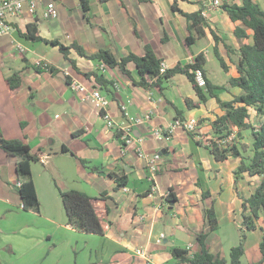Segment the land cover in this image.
<instances>
[{
  "label": "crops",
  "instance_id": "crops-1",
  "mask_svg": "<svg viewBox=\"0 0 264 264\" xmlns=\"http://www.w3.org/2000/svg\"><path fill=\"white\" fill-rule=\"evenodd\" d=\"M48 1L35 0L34 11H30L23 0L21 13L10 19L14 30L0 35V129L5 138L20 139L39 155V160L31 164V173L40 204L38 213L23 209L16 158L0 149V264H175L170 247L194 249L195 234L200 231L207 233L206 244L212 254L228 258L230 248L239 241L234 223L241 213V207L231 205L241 202L238 194H242L234 189V175L227 187L217 179L230 156L217 161L205 147L211 138L206 134L210 121L223 113L215 99L209 98L200 108L188 110L185 98L197 97L183 74L165 81L162 90H147L135 84L140 76L132 62L126 66L128 76L117 67L101 71L99 61L72 53L81 71L77 72L56 46L31 41L23 34L29 23H36L44 38L57 39L64 45L77 41L88 55L108 49L117 60L130 52L142 55L144 47L150 45L165 68L178 62H194L201 55L207 76L215 83V45L228 67L222 70L228 78L237 75L225 44L233 49V57L240 45L233 34L239 22H231L222 5L240 4L241 0H219L218 5H213V0H179L178 8L187 13L201 9L207 22L204 36L190 46L185 41L189 34L187 21L172 9L173 0H87L86 11L81 0H53L57 17L52 19L42 14ZM254 1L264 11V0ZM247 32L251 41V31ZM37 60L48 62L70 80L100 89L109 99L105 112L115 127H107L86 92L71 89L57 73L37 72L31 66ZM14 70L23 71V86L11 94L6 77ZM90 70L112 81L110 92L82 75ZM215 92L221 99L230 100L240 89ZM176 109L183 111L185 121L194 120L195 128L202 120L195 138L181 128L167 133L168 125L176 118ZM148 112L150 120L135 127L134 135L142 139L140 146L146 154L160 155L153 174L147 169L146 159L136 153L137 143L123 147L117 131L121 124ZM154 130H160L163 137H155ZM63 146L70 152H61ZM202 148L206 151L202 152ZM110 173L125 175L126 184L116 188ZM243 179H247L253 192L259 177L244 174ZM60 189H75L96 197L93 205L102 234L73 229ZM203 191L209 195L203 196ZM168 194L174 196L172 207ZM212 201L218 221L216 230H209L204 214ZM225 204L230 210H225ZM161 233L164 238L157 243ZM138 247L150 254L148 259L135 254ZM254 251L255 260L249 263L245 250L241 264L257 262L261 258L259 244Z\"/></svg>",
  "mask_w": 264,
  "mask_h": 264
},
{
  "label": "trees",
  "instance_id": "trees-1",
  "mask_svg": "<svg viewBox=\"0 0 264 264\" xmlns=\"http://www.w3.org/2000/svg\"><path fill=\"white\" fill-rule=\"evenodd\" d=\"M178 1L173 0L172 9L181 13L186 21L189 34L186 37V44L190 46L193 42L205 34L204 27L207 24L206 18L202 15V10L187 13L178 8ZM84 11L88 10L87 0H81ZM222 9L226 12L231 22H239L233 29L234 36L239 40L240 45L238 51H233L234 56L230 54L233 50L229 45L225 44L228 56L237 70L236 76L227 78L226 82L219 86L211 81L207 76L204 67L205 60L201 55L196 56L194 62H178L171 67L160 70L163 61L158 58L150 45L144 47V53L137 55L128 53L118 60L111 54L108 49H99L90 55L86 54L82 45L77 41H72L68 45H64L57 39H47L39 34L36 23H29L27 31L23 34L31 41H42L56 46L63 58L69 61L71 67L81 72L76 65V59L71 57L74 53L76 56L97 60L103 63L105 68L111 69L117 67L122 73L130 76L127 64L132 62L140 76L135 82L136 85L145 89L158 88L162 90L163 83L170 80L175 74H183L191 82L197 99L189 97L185 98V108L193 110L204 105L209 98H214L218 107L223 111L221 115H216L210 121V128L206 132L209 135L206 148L217 161H224L229 156L239 160L234 175V189L237 192V183L243 179L244 174L249 176H258L259 181L256 183L253 192L249 196H240L241 199V221L238 226L239 241L232 246L229 251V257L225 258L220 255H214L210 252L206 244L207 233L204 231L195 234V248L170 247V252L175 260V264L191 263V264H241V258L245 253V241L247 233L255 230L259 220L264 224V11L254 0H241V3H224ZM251 31L252 40L249 41V33ZM214 40L217 42L218 37L213 34ZM214 55L219 65L224 71L228 67L223 57L214 46ZM37 72L44 69L31 65ZM196 69H201L205 78V86L201 87L195 80ZM47 70L52 74H56L59 70L48 64ZM82 75L110 92L112 81L106 79L103 74L96 70L82 72ZM67 84L70 83L69 76H64ZM6 85L11 94H15L23 86V71L14 70L6 77ZM237 87L240 93L233 94L230 100H223L215 92L216 89ZM255 112L256 117L261 120L255 123L251 119L250 110ZM176 118L184 120L183 111L176 109ZM202 120L197 123V127L188 132L195 138L199 133V125ZM250 130L252 134L251 154L245 156L239 147V139L242 138V131ZM231 133L234 137L225 145L219 146L212 137L224 139ZM77 135V132L73 134ZM119 136V133H118ZM0 149L7 155L16 158L15 171L17 179L20 182L18 193L21 198L22 207L25 211L39 212L40 204L37 197L35 184L31 173V164L39 160V155L31 151L30 146L20 139H7L3 136L0 129ZM61 152H70L66 146H63ZM81 163L86 164L83 159ZM116 182V188H121L126 184V176L115 173L109 174ZM63 207L65 209L68 223L78 232L88 234H102L101 222L95 212L93 205L96 197L75 189L59 190ZM203 196H208V191H203ZM104 197H98L102 199ZM174 198L168 194L167 200ZM214 201L208 207L204 208L206 223L209 230L218 228L217 215L213 206ZM108 209L106 208V211ZM264 231V228H261ZM261 258L252 264H260L264 260V233L259 243Z\"/></svg>",
  "mask_w": 264,
  "mask_h": 264
},
{
  "label": "built area",
  "instance_id": "built-area-1",
  "mask_svg": "<svg viewBox=\"0 0 264 264\" xmlns=\"http://www.w3.org/2000/svg\"><path fill=\"white\" fill-rule=\"evenodd\" d=\"M29 6L30 11H34L35 8V0H26ZM22 2L23 0H0V35H8L13 30L14 27L11 22V18L19 15L22 10ZM219 0H213V5H218ZM44 18H55L57 17V9L55 2L53 0H50L46 3L45 9L42 12ZM202 15L205 16L204 13ZM35 66L41 67L44 70H47L48 68V62L44 60H37L34 62ZM100 70H105V66L103 63L99 65ZM165 66L162 64L160 70L163 71ZM195 80L197 84L201 87L205 86V78L203 75V72L201 69H196L195 71ZM69 86L71 89L75 91H84L87 93V97L90 98L93 105L99 109L102 113V117L105 121V124L107 127L113 128L115 127L114 122L109 117L108 113L105 112V109L108 107L109 99L101 92L100 89L96 87L88 88L82 83L78 82L76 79H71ZM122 109H125L124 106L121 107ZM151 112L142 114L140 116L135 117L130 122L123 123L121 126L118 127L117 131L119 133V138L123 144V147H126L134 142L137 143L136 147V153L139 157H142L146 159V166L148 171L153 174L158 169V164L160 161V155L157 153H154L152 155L146 154L142 147L140 146L141 138H137L134 135V129L140 124H143L144 122L150 120ZM176 128H181L186 132H191L195 129V121L190 120H180L178 118H175L172 123H170L167 127V133L173 132ZM155 137H163L160 130H154L153 132ZM234 137V133H231L228 137L224 139H217L215 137H212L213 141H215L219 146L225 145L230 139ZM20 185V182H17V186ZM164 238V234L161 233L157 239L156 242L160 243L161 240ZM135 254L141 257H144L146 259L149 258L150 254L144 249V248H135L134 249Z\"/></svg>",
  "mask_w": 264,
  "mask_h": 264
},
{
  "label": "rangeland",
  "instance_id": "rangeland-1",
  "mask_svg": "<svg viewBox=\"0 0 264 264\" xmlns=\"http://www.w3.org/2000/svg\"><path fill=\"white\" fill-rule=\"evenodd\" d=\"M52 19V18H50ZM18 57V56H17ZM215 65H216V71L213 73L212 75V80L217 83L220 84L221 82H224L227 80L228 75L226 74V72H224L222 70V68L219 66V63L215 60ZM224 95L226 94L225 92H221ZM251 113V119L257 123V121L261 120L260 118L256 117L255 112L251 109L250 110ZM251 146H252V134L250 132V130H243L242 131V138L239 139V147L241 148L242 153L247 156L251 154ZM206 150L204 148H202V152H205ZM208 153V152H206ZM239 160L237 158L234 157H230L229 160L224 161L222 168L220 170V174L217 176V179L219 181V183L223 184V187H227L229 184H231L233 182L232 179V175H233V171L236 169L237 165H238ZM211 176V174H210ZM213 176V175H212ZM213 181V179L211 180V182ZM255 181V180H254ZM259 181V179H258ZM237 188L239 193L242 194V196L247 197L249 196L251 189L250 186L247 182V179H240L239 182L237 183ZM233 205H236V207L239 209L241 207V202H239V200H237V202H235L234 204L231 205V207ZM225 210L229 209V206H227L225 204L224 206ZM235 223L237 226H239L240 221H241V216L240 214H238L235 217ZM257 229L250 231L247 233V238H246V242H245V250H247V261L250 263L252 261H254L255 259L253 258V254L255 253L254 250L257 249L258 244L260 243V241L262 240L263 237V233L264 231L261 228H264V224L262 223L261 220H259L258 225H257ZM162 242V240H161ZM160 242V243H161ZM180 241H178V244ZM141 248V247H138ZM165 264H174L173 261H169V262H165Z\"/></svg>",
  "mask_w": 264,
  "mask_h": 264
},
{
  "label": "water",
  "instance_id": "water-1",
  "mask_svg": "<svg viewBox=\"0 0 264 264\" xmlns=\"http://www.w3.org/2000/svg\"><path fill=\"white\" fill-rule=\"evenodd\" d=\"M57 75H58L59 77H61V78H64V74H63L62 71H58V72H57ZM173 204H174V201H173V200H170V201H169V207H172Z\"/></svg>",
  "mask_w": 264,
  "mask_h": 264
}]
</instances>
